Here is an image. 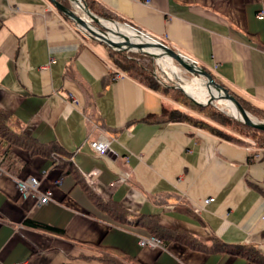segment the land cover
I'll return each mask as SVG.
<instances>
[{"label":"crops","instance_id":"obj_1","mask_svg":"<svg viewBox=\"0 0 264 264\" xmlns=\"http://www.w3.org/2000/svg\"><path fill=\"white\" fill-rule=\"evenodd\" d=\"M93 1L264 109V0ZM115 73L107 46L47 0H0V109L63 157L0 151V264H104L97 247L125 264H257L230 252L264 258V148L147 120L177 105ZM91 141H107V153ZM30 177L48 203L20 197L15 179ZM146 226L159 228L162 247L138 245Z\"/></svg>","mask_w":264,"mask_h":264},{"label":"trees","instance_id":"obj_2","mask_svg":"<svg viewBox=\"0 0 264 264\" xmlns=\"http://www.w3.org/2000/svg\"><path fill=\"white\" fill-rule=\"evenodd\" d=\"M57 1L62 3L65 7L69 8L66 0ZM82 2L95 16L118 23H124L121 18H118L108 10H105L104 8L98 6L95 1L82 0ZM108 52L112 65L121 73L131 78L132 80L144 85L145 87L166 96L177 105V107L173 108L163 107L159 116H149L147 120L150 119L154 122H183L196 128L206 130L227 141L240 145L246 144V142L241 138L230 135L223 130V128H231L236 136L249 138L254 141L256 147L264 148V132L247 127L242 123L232 119L231 117L223 115L218 111H214L211 108L197 106L191 100H188L180 91L169 88L165 84L160 83L154 75V62L150 55L115 52L111 51L109 48ZM206 71L213 77V75L208 70ZM229 93L232 94V96L240 103L242 108L247 113L258 119H264V109L255 107L233 92L229 91ZM190 112L201 115V118L193 116ZM5 145L19 148L23 151H26L31 156H50V158L53 160V164H55L59 158H63L56 148L39 147L33 140L29 138V136L15 129L11 116L0 109V151ZM23 224L27 228L39 230L51 235H64V232L62 230L36 221L25 220ZM146 228H148V230L150 231L151 236H155L163 241V237L158 234L159 228L150 226H146ZM97 250L99 251L98 259H100L102 263L125 264L123 261H126V258H124V256H121L115 250L102 247H97ZM230 253L241 255L245 259L250 260L253 263L264 264V258L260 257L257 252L251 247L237 246Z\"/></svg>","mask_w":264,"mask_h":264},{"label":"water","instance_id":"obj_3","mask_svg":"<svg viewBox=\"0 0 264 264\" xmlns=\"http://www.w3.org/2000/svg\"><path fill=\"white\" fill-rule=\"evenodd\" d=\"M56 10L65 15L68 19H70L78 28L86 33V36L91 40H95L107 46L111 51L122 52V51H136L139 53H145L150 55L152 58H157L160 56L167 57L170 61H175L180 67H182L189 74L197 77H203L205 79V86L208 88L211 87L218 93V97L223 100L230 102L235 108L236 112L239 115V118H235L237 121L242 123L243 125L264 132V122L253 120L248 113L242 108L240 103L229 93V90L217 83L213 77L202 67L198 66L194 61L188 59L186 56L182 55L180 52L173 50L167 45L153 40L152 38H147L141 36L134 28L128 26L127 24H121L122 26L127 27L131 31H133L135 37L138 39V43L130 42L126 37L118 34V36L123 37L122 42L113 41L108 33V29L102 24L101 21H107L113 24L120 25L119 23L111 20L101 19L94 14H92L86 5L82 2V0H69L74 3V6L77 5L80 10L84 13V17L79 16L76 11L72 8L65 7L62 3L57 0H47ZM75 8V7H74ZM90 20L99 26V29H96L88 22ZM157 51V52H154ZM182 89V88H180ZM183 93L197 106H202L203 104L198 103L194 99H192L189 95H187L184 90ZM215 97H210L209 102Z\"/></svg>","mask_w":264,"mask_h":264},{"label":"rangeland","instance_id":"obj_4","mask_svg":"<svg viewBox=\"0 0 264 264\" xmlns=\"http://www.w3.org/2000/svg\"><path fill=\"white\" fill-rule=\"evenodd\" d=\"M63 1V0H62ZM67 2V1H66ZM69 8L70 7H73L72 9L74 11H76V13L79 15V16H82L84 17V13L82 12V10L80 9H77L75 6H74V3L70 2L69 1ZM75 7V8H74ZM103 19V18H101ZM89 20V19H88ZM104 20H107V19H104ZM90 21V20H89ZM118 23V22H117ZM90 24H92V26L96 29H99V26L97 24H95L94 22L90 21ZM121 25V24H120ZM122 26V25H121ZM79 30L82 32L83 36H86V33L84 31H82L80 28ZM87 37V36H86ZM164 42V41H163ZM166 44V42H164ZM167 45V44H166ZM122 52H126V53H138V54H143V53H139V52H136V51H122ZM145 54V53H144ZM153 59V62H154V75L155 77L157 78V80H159L160 83L162 84H165L166 86H168L169 88H172V89H175V90H178L180 91L188 100H190L184 93H183V89H180L182 88L183 86V82H185L186 86H196L195 84L196 83H201V85L203 86V90L205 92H207V97H208V100L206 101V103H204L202 106L203 107H208V108H211L212 110L214 111H218L220 113H222L223 115H226L228 117H231L232 119L236 120L235 117H233L230 113V110L227 109V106H226V100H223V99H220V98H214L211 100V102H209V99H210V95H209V89H212L211 87H207L205 86V79L203 77H200V76H193L191 74H189L188 72H186L182 67H180L175 61L171 60L170 63L166 60L167 58L164 57V56H160V57H157V58H152ZM170 67H173L177 73H178V76H176L175 73H172ZM210 72V71H209ZM211 73V72H210ZM214 77V76H213ZM215 79V77H214ZM216 80V79H215ZM216 82H218L216 80ZM204 83V84H202ZM219 83V82H218ZM201 88V87H200ZM202 104V103H201ZM193 116L197 117V118H201V115L199 114H196V113H193V112H190ZM248 115L255 121H260V122H264V119H258L252 115H250L248 113ZM237 121V120H236ZM239 122V121H238ZM223 130L230 134V135H233L237 138H241L242 140H244L246 142V144L248 145H252V146H256V144L254 143L253 140L249 139V138H243V137H238L236 136V134H234V132L231 130V128H223Z\"/></svg>","mask_w":264,"mask_h":264},{"label":"built area","instance_id":"obj_5","mask_svg":"<svg viewBox=\"0 0 264 264\" xmlns=\"http://www.w3.org/2000/svg\"><path fill=\"white\" fill-rule=\"evenodd\" d=\"M143 3L148 4L149 0H143ZM259 16H261V13H259ZM134 30H136L143 37L152 38L137 28H134ZM152 39L164 44V42L161 40H157L155 38H152ZM121 76H122L121 73H115L113 76V79L114 80L119 79ZM89 146L98 155L102 156L107 153L109 143L107 141H91L89 143ZM7 174L8 173L4 169L1 168V155H0V175H7ZM15 184H16L17 191L23 200L26 199L27 197H35L37 198L39 204H46L50 200L51 192L44 191L43 193H41L39 191V181L36 178L30 177L25 180L15 179ZM208 201L209 200H205L204 203L207 204ZM262 219H264V215L262 216ZM138 245L142 248L155 249V248L162 247L163 242L159 238L150 235L148 237L139 238Z\"/></svg>","mask_w":264,"mask_h":264},{"label":"bare ground","instance_id":"obj_6","mask_svg":"<svg viewBox=\"0 0 264 264\" xmlns=\"http://www.w3.org/2000/svg\"><path fill=\"white\" fill-rule=\"evenodd\" d=\"M75 7L77 9H80L77 5H75ZM88 22H90L89 20H87ZM102 24L108 29V31L110 33H108L109 37L115 41V42H122L123 41V37H126L130 42H133V43H138V39L135 37L133 31H131L130 29H128L127 27L125 26H121V25H117V24H113V23H110V22H107V21H101ZM118 34L122 35V36H118ZM154 52H157V51H154ZM167 58V57H166ZM169 63H170V60L167 58L166 59ZM171 64V63H170ZM172 68L171 72L172 73H175L176 76H178V73L177 71L173 68V67H170ZM183 86H182V89L184 90V92L189 95L192 99H194L195 101H197L198 103H206V101L208 100V95H207V92H205L203 90V86L201 85V83H196L195 85L196 86H186L185 82L182 83ZM204 84V83H202ZM201 87V88H200ZM209 95L212 96V97H218V93L214 90V89H209ZM226 106H227V109L230 110V113L233 117L235 118H239V115L238 113L236 112L235 108L233 107V105L226 101Z\"/></svg>","mask_w":264,"mask_h":264}]
</instances>
